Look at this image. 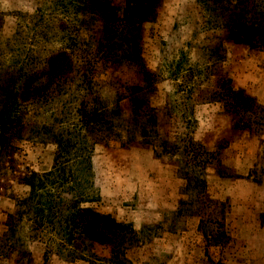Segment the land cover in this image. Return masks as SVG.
<instances>
[{"label":"rangeland","instance_id":"rangeland-1","mask_svg":"<svg viewBox=\"0 0 264 264\" xmlns=\"http://www.w3.org/2000/svg\"><path fill=\"white\" fill-rule=\"evenodd\" d=\"M154 3L148 22L119 13L103 54L77 0H0V87L5 72L22 81L73 55L70 73L19 106L20 136L0 148V264H264V0ZM93 111L108 126L97 134L82 126ZM68 138L88 152L72 168L87 202L19 205ZM76 208L121 230L89 240Z\"/></svg>","mask_w":264,"mask_h":264},{"label":"trees","instance_id":"trees-1","mask_svg":"<svg viewBox=\"0 0 264 264\" xmlns=\"http://www.w3.org/2000/svg\"><path fill=\"white\" fill-rule=\"evenodd\" d=\"M80 2V7L75 8V13L82 16L79 23H90L98 27L104 36L101 38L103 54H108L112 47V32L110 26L118 19L120 13L123 18L133 19L138 23H144L153 20V15L156 9L155 0H126L124 9L118 10L111 6L109 0H77ZM221 1H229V3H246L249 0H213L215 4H220ZM217 11H225L226 6L218 5ZM78 19V18H77ZM83 19V20H82ZM91 36L87 38L91 39ZM257 46L264 50V29L260 30L259 37L256 41ZM100 53V54H101ZM73 55L72 52L58 51L50 55L45 62L43 68L32 72L26 79L21 81L20 70H16L18 76L16 78L9 72L4 77L1 83V98L5 100L6 105L0 109V148L10 138H18L20 136L19 117L17 115L19 106L35 97L39 93L48 89L58 75L68 74L72 71ZM8 69H14V65H7ZM15 74V71H13ZM135 97H143L141 90L135 91ZM137 94V95H136ZM138 96V97H137ZM133 106V113L137 111L134 109V100L129 99ZM151 109L146 108L142 114L149 116ZM83 127L88 132L97 134L99 130L105 129L107 123L104 121L100 111H93L90 115L82 114ZM148 122V119L146 120ZM81 126V127H82ZM82 141V140H81ZM61 160L54 165L49 171L41 174H31L25 179L29 192L27 198L19 205L26 207L32 206V209L42 211L45 208L55 209L64 198L63 194L70 196V203H84L87 202L86 197L83 196L75 180H72V168L75 167L76 162L87 155V151L81 148H76L70 145V140L65 139L61 145ZM72 181V182H71ZM73 183V184H72ZM76 192V193H75ZM75 193V194H74ZM73 205V204H72ZM71 205V209L74 208ZM23 211V210H22ZM76 219L81 228L82 233L92 241H100L101 239H111L114 231L119 232L120 227L111 218L105 215H100L90 208H76Z\"/></svg>","mask_w":264,"mask_h":264}]
</instances>
